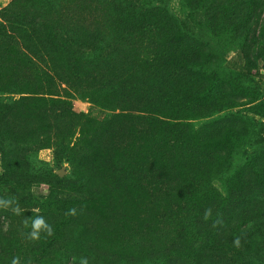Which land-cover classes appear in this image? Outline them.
<instances>
[{
    "label": "trees",
    "instance_id": "trees-1",
    "mask_svg": "<svg viewBox=\"0 0 264 264\" xmlns=\"http://www.w3.org/2000/svg\"><path fill=\"white\" fill-rule=\"evenodd\" d=\"M34 3L14 0L0 12V53H19L28 66L15 61L10 70L27 76L35 74L33 59L47 61L59 83L94 96L97 104L100 96L109 98L98 118L73 112L52 85L45 92L50 99L18 97L25 94L18 77L0 83V144L28 154L46 139L66 141L80 130L67 156L76 168L71 177L39 176L31 158L25 163L17 151H3L0 199L14 203L0 206V264L14 258L27 264L22 254L31 251L37 264L52 255L62 257L61 264H254L253 248L264 238V139L252 137L264 126V0ZM86 4L97 10H81ZM232 50L242 54L241 71L228 68ZM5 67L0 61V80ZM166 135L171 144L163 146ZM184 151L192 152L184 158ZM236 160L254 172L249 185ZM186 182L195 184L187 193L191 207L173 195ZM214 184L223 196L212 203ZM37 186L78 192L79 199L16 196ZM123 190L128 196L158 191L163 205L151 206L122 258L96 260L88 255L93 229H84L77 215ZM201 194L209 195L195 206ZM37 217L52 231L41 230L34 239Z\"/></svg>",
    "mask_w": 264,
    "mask_h": 264
},
{
    "label": "rangeland",
    "instance_id": "rangeland-1",
    "mask_svg": "<svg viewBox=\"0 0 264 264\" xmlns=\"http://www.w3.org/2000/svg\"><path fill=\"white\" fill-rule=\"evenodd\" d=\"M12 1L14 0H0V12L2 9L6 8ZM33 2V0H28ZM45 0H35V3H42ZM34 3V4H35ZM81 10H88V11H95L97 7L88 9L86 5H80ZM2 59L0 60L3 63V67L5 65V71H3L0 83L5 84L8 78H11V83L13 78L18 77L22 80L23 87H19L22 92L25 94L18 96H29V97H46L53 99L54 96L45 95L46 90L52 85V90H55L58 93L54 95H59L60 100L64 99L71 104L73 107V112L77 114H93L99 118L102 117L101 114V107L102 105L105 106L107 104V99L109 96H104L101 98L99 97L98 104L93 99L94 96L88 95L87 93H81L77 91L76 88L68 86L66 84L59 83V78L56 75L54 69L55 65L51 64L46 61V63L40 62L39 60L33 59V63L30 65V69L32 68L35 74L25 75L22 73H14L11 69V65L18 61V64H21L25 67H28L25 62H23V56L19 53H0ZM228 68L232 71H241L245 66V61L243 60L242 54L238 50H232L226 54ZM264 74V72H262ZM56 76V77H55ZM57 79L56 81L54 79ZM263 81L262 90L264 91V77L260 78ZM54 91V92H56ZM101 98V99H100ZM104 110V109H103ZM105 113L114 114L110 110H104ZM138 115H147L144 113H138ZM255 117V116H254ZM159 119L162 121L170 122L172 124H180L183 123L180 119H167L163 118L162 116H158ZM257 122L263 121L259 117H255ZM185 121V120H184ZM189 124H195V121H189ZM215 132L216 130H211ZM101 134V132H100ZM173 137L179 135L178 133H172ZM70 137V138H69ZM66 141H59L58 138H50L46 139L41 146L35 145L33 147L34 152L26 154L25 152H19L15 146H10L8 144H0V174L4 172V159H3V151H9L7 153L8 156L12 155L13 152H18L17 158H21L22 161L28 163L27 158H31L33 163V170L34 173L39 176H54L58 175L59 172L63 171L65 173L64 177H71L74 175L76 168H74L67 159L68 154L71 153V149L77 143L80 137V130H76L75 133L71 135ZM257 140L264 139V126L260 127V130L254 132L252 136ZM171 137H166L162 141L163 146H166V143L171 144ZM262 145V151H264V144ZM9 149V150H8ZM192 151L182 152L181 156L184 158L186 154H190ZM180 156V157H181ZM190 159L182 162H188ZM31 163V162H30ZM31 163V164H32ZM104 163L101 164L102 172H107L104 170ZM234 167L240 171L239 175H244L243 180H245V184H250L252 182L251 178L254 175V172L244 171L242 169L243 165L236 160V164ZM79 172V171H78ZM215 174L212 173V176ZM235 175V174H233ZM76 178V176H75ZM194 185L192 183L186 182L184 187L178 189L177 187L174 188L173 195L178 196L177 199L179 201V205L182 207L185 206H193L192 203H188L187 193L194 191ZM215 190H213L212 198L213 201H219V197L223 196V190L217 184H214ZM123 194L121 196H115L113 192L110 197L106 194L105 196H101L97 199V202L92 205L91 208L82 209L79 214L77 215L78 218H81L83 221V228H92L93 231L89 235L90 240V248H91V255L89 256L95 258L96 260H104L105 262L109 259L111 261H115L117 257H123V253L128 252L129 249L135 243V233L137 228L140 226L142 221H146L149 219V214L151 215L152 207L154 208L156 204L163 205L162 199L165 197L164 194L155 191V190H145L137 192L131 196L123 190ZM209 194H201L197 202L194 201V205H200L204 203L205 197ZM16 196L19 198H25V196H33L34 198H38L43 201H66L69 199L76 198L79 199L78 192H71V193H64L55 191L47 186H37L32 188H27L23 190H19L16 193ZM190 198V197H189ZM207 203V202H206ZM152 206V207H151ZM203 211L207 208L204 206L200 207ZM26 210V209H24ZM24 245V244H23ZM24 247V246H23ZM25 250V247H24ZM26 252V251H25ZM37 253L26 252L22 254V260H26L27 264H37L36 261L38 259L35 258ZM116 256V257H114ZM252 260L254 264H264V238L261 239L253 248ZM63 261L62 257H56L52 255L45 264H61ZM124 262V260H122Z\"/></svg>",
    "mask_w": 264,
    "mask_h": 264
},
{
    "label": "clouds",
    "instance_id": "clouds-1",
    "mask_svg": "<svg viewBox=\"0 0 264 264\" xmlns=\"http://www.w3.org/2000/svg\"><path fill=\"white\" fill-rule=\"evenodd\" d=\"M13 203H14V201L11 200V199H0V206L5 207V208L9 207ZM17 211H18V209H17ZM71 212L74 215L75 214V209H72ZM32 227H33L34 230L31 233V236L34 239L38 237L39 232L41 230L47 231L48 234H51V231H52L50 225H48L45 222L43 217H37L35 220H33ZM12 264H19V258H14L12 260ZM81 264H88V261L86 259L82 260Z\"/></svg>",
    "mask_w": 264,
    "mask_h": 264
},
{
    "label": "water",
    "instance_id": "water-1",
    "mask_svg": "<svg viewBox=\"0 0 264 264\" xmlns=\"http://www.w3.org/2000/svg\"><path fill=\"white\" fill-rule=\"evenodd\" d=\"M58 176H60L61 178H63L65 176V173L63 171L58 173Z\"/></svg>",
    "mask_w": 264,
    "mask_h": 264
}]
</instances>
